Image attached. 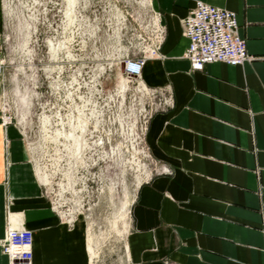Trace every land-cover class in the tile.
<instances>
[{"label":"crops","instance_id":"0c3cea01","mask_svg":"<svg viewBox=\"0 0 264 264\" xmlns=\"http://www.w3.org/2000/svg\"><path fill=\"white\" fill-rule=\"evenodd\" d=\"M195 1L152 0L165 58L142 78L169 87L173 106L148 124L152 173L130 207L124 264H264V0H199L236 14L252 60L192 72L179 22ZM3 20L0 0V40ZM4 121L0 111V243L24 227L32 264H103L98 245L88 252L87 222L52 209L20 127ZM0 264H10L1 248Z\"/></svg>","mask_w":264,"mask_h":264},{"label":"rangeland","instance_id":"374dc122","mask_svg":"<svg viewBox=\"0 0 264 264\" xmlns=\"http://www.w3.org/2000/svg\"><path fill=\"white\" fill-rule=\"evenodd\" d=\"M77 2L80 12L77 8L73 9V13L78 12V17L74 16L77 25L73 27V33H69L67 44L72 58L66 57L65 52H60L59 58L53 59L47 45L49 40L64 33L59 31V27L63 17L62 5L67 1L1 0L4 20L0 45L7 60V68L0 77L3 92L0 103L3 102L5 108L3 110L0 106V111L3 110L6 114L8 123L20 127L31 160L35 164V172L36 167H39L48 176L49 183L43 184L45 193L49 199L59 201L62 208L58 209V213L63 220L76 216L86 221L87 238L100 248L98 251L101 252L103 264H124L123 239L129 229L130 207L139 185L152 173L150 158L147 157L149 150L146 133L150 120L157 112L150 117H144L140 113L139 107L142 106L138 107L137 104L142 101L135 100L137 95L135 96L133 85V90L128 88L125 91L124 101L115 95L120 73L116 64L118 59L126 56L145 54L153 37L145 30V26L141 27V24L147 25V21L138 16V12H135L127 0ZM113 3L125 14L124 20L117 19L114 9L110 7ZM74 19L71 18L72 23H75ZM181 21L182 19L179 22L182 34ZM120 22L125 23L124 27ZM85 27L88 33L86 31L84 37L82 33L85 32ZM162 27L165 32L162 34L159 53L164 56L161 47L167 38V30L163 24ZM110 60L114 61L112 65L108 64ZM149 61L152 60L147 62ZM101 64L103 69L98 73L97 66ZM92 76L96 79L98 89L92 99L98 100L104 110L100 132L105 141L103 149L96 151L93 148L86 153L89 157L91 152L90 155L96 159L94 163L83 157L87 148L76 146L73 141V147L68 146L71 139L61 137L56 143L54 140L43 142L41 126L44 117L49 137L47 140L52 139L55 130L65 133L74 130L67 115L73 111L74 105L85 103L86 97L90 98L86 82ZM69 81L74 84L73 90ZM88 103L82 105L81 116L76 117L78 122L74 124L76 127L81 124L82 114ZM94 103L92 101L90 104ZM90 109L94 111L98 108ZM57 110L63 115L59 119L46 116ZM43 113L46 115L41 116ZM99 114L90 115L92 120L89 125L94 124L97 128ZM24 115L25 120H22ZM87 117L89 118L88 115ZM119 117L122 119L121 126L118 120L115 121ZM133 124L136 125L138 134L145 126L138 154L130 143L132 139L129 126ZM86 135L93 136L96 141L99 134L87 132L84 137L88 142ZM117 145L119 150L115 151ZM111 147H114V154L109 153ZM103 151H109L106 154L108 156L100 160L98 154ZM61 185L65 188H61ZM68 211L71 212L67 215ZM124 213L126 215L123 217Z\"/></svg>","mask_w":264,"mask_h":264},{"label":"built area","instance_id":"2783aa9c","mask_svg":"<svg viewBox=\"0 0 264 264\" xmlns=\"http://www.w3.org/2000/svg\"><path fill=\"white\" fill-rule=\"evenodd\" d=\"M151 11L155 15V12ZM120 24L123 26L125 23L120 22ZM181 24L183 37L188 40V45L182 57L189 62L190 71H200L206 65L212 63L239 66L252 60V57L246 51L245 39L238 32L239 26L236 14L233 11L197 0L182 19ZM152 29L154 32L155 28L152 27ZM155 30L158 34L151 32L153 41L146 48L145 54L132 57L126 56L118 59L116 64L119 67L120 74L125 77L128 83L134 86V92L140 93L139 95L136 94V98L137 101L142 102L138 103L137 106H142L139 108L140 113L145 115L144 117H150L156 112L166 111L173 106L169 87H148L142 78L143 68L149 59L163 60L165 58L159 53L163 39L162 34L165 30L163 27H160L158 31ZM70 63H73V61ZM6 68L7 60L0 45V76L5 73ZM68 83L73 90L74 84L72 81ZM147 121H145V124ZM144 130L145 126L138 131L139 134L135 132V139L138 140L136 147H139L143 142L141 136ZM147 157L150 158V155L148 154ZM150 163L152 162L150 161ZM165 171L167 170L165 169ZM51 203L53 206V202ZM0 248L10 264H32L33 233L24 227L8 228L3 241L0 243Z\"/></svg>","mask_w":264,"mask_h":264},{"label":"bare ground","instance_id":"6f19581e","mask_svg":"<svg viewBox=\"0 0 264 264\" xmlns=\"http://www.w3.org/2000/svg\"><path fill=\"white\" fill-rule=\"evenodd\" d=\"M64 1H67V6H66V4H63L62 5V12H63V17L61 18L62 20H61V25H60V27H59V25H58V27H59V31L61 32V31H64V33H62V35L61 36H58L57 38H55L54 40L53 39H51V40H49L48 41V48H49V51H50V56L53 58V59H55V58H59V54H60V52H65L66 53V57H70L71 56V54H70V51H69V46H67V44H69V33H73V27H76V19H74V16L75 15H77V17H78V12H80L79 11V3L77 2L78 0H63V3H64ZM69 1H71L70 3H69ZM128 1V3L130 4V5H132L133 6V8H134V10H135V12H138V14H139V17L140 18H142V19H145L146 21H147V25H143V24H141V27H144L145 26V30H147L148 32H149V34L151 35V32H153V29H152V27H154L155 29H157V31H158V29H160V27H162V21H161V14H160V12L159 11H157V10H155L154 8H153V6H152V0H127ZM76 3L75 5H76V7L74 6V3ZM110 7H112L113 9H114V14L115 15H117V19H121V18H123V19H125V14L123 13V12H121L117 7H116V5H115V3H113V4H111L110 5ZM75 8H77V10H78V12H77V14L76 13H73V9H75ZM69 9H71L70 11H69ZM151 10H153L154 12H155V15H153V13H152V11ZM84 16V15H83ZM71 18H73L74 20H75V23H72L71 22ZM76 18V17H75ZM83 18V20H84V17H82ZM28 26H29V24H28ZM115 26H117V25H115ZM154 29V32H153V34H158V32H156V30ZM85 32L84 33H82V36H84L85 37V35L88 33V31H87V28L85 27ZM65 31H66V33H65ZM86 31H87V33H86ZM117 33V32H116ZM65 34V35H64ZM67 37V38H66ZM83 37V38H84ZM65 38V40H63ZM68 42V43H67ZM29 54H31V50H30V52H29ZM28 54V55H29ZM114 61H108V64L109 65H112V63H113ZM98 67V70H97V72L99 73L102 69H103V65L101 64V65H98L97 66ZM50 70H51V68H49ZM105 69V68H104ZM94 74H96V72L94 73ZM1 77V76H0ZM140 85H143V84H140ZM86 88H88V95H90V98H88V97H86L87 98V100H85L84 102L85 103H82V104H78V105H74V109H73V111L72 112H70L68 115H67V117H68V120L72 123L71 125L73 126V128H74V130H76V131H78L79 130V132H72V131H74V130H72L70 133H65V132H62V131H60V130H55V135L52 137V139H50V140H47L49 137L47 136V123L45 122L46 121V119L43 117V119L41 120V126H42V130H43V142H46V141H48V142H53V140L55 141V143L57 142V140L58 139H60L61 137H63V138H65V139H71V143H68V146L69 147H73V142H74V144L76 145V146H78V145H81V147L82 148H87L85 151H84V155H83V157H85V160L86 161H88V160H90L91 162H95L96 161V159L94 158V156H91L90 155V153L91 152H89V157H87V155H86V153L89 151V150H91L92 151V149L94 148L96 151H98V149H103V147H104V144H105V141H104V139H103V137H102V134H101V130H100V128H102L101 126H102V122H103V117H104V115H103V112H104V110L101 108L102 106H101V104L98 102V100H96V99H92V96L93 95H95V93H97L98 92V89H97V87H96V79H95V77L94 76H92L91 78H90V81H88V82H86ZM144 86V85H143ZM128 88H131L132 90H133V87H132V85L130 84V83H128L127 82V80L125 79V77L122 75V74H118V82H117V91H116V96L117 97H120L123 101H124V97H125V91H127L128 90ZM136 94L137 95H139L140 93L138 92H136ZM136 94H135V96H136ZM3 98V97H2ZM95 101V103L94 104H90L92 101ZM135 100H137V98L135 97ZM23 102H24V100H23ZM87 102H89L88 104L89 105H86L85 106V110H84V113L82 114L83 116H82V121H81V124H79L77 127L74 125L75 123H77L78 122V119L76 118L78 115H80L81 114V107H82V105H85ZM87 107H89V108H87ZM91 107H97L98 109H95L94 111H92L90 108ZM1 109H3V110H5V108L3 107V102H2V107H1ZM88 109V110H87ZM3 110H2V112H1V115H2V118L4 117V122L2 123V124H4V125H8V124H13V123H8L9 121H8V119H7V117H6V114L5 113H3ZM78 110H80V112H78ZM92 113H94V114H96V115H98L99 113V115H100V120H99V125L98 126H96L97 128H95V126H94V124H93V126L92 125H89V123H90V121L92 120H90V115L92 114ZM54 114V115H53ZM43 115H46V114H42L41 116H43ZM87 115L89 116V118L87 117ZM46 116H49V117H51V119H53V118H55V117H57L56 119H59V117H61V116H63V115H61L60 114V111L59 110H57L56 112H54V113H51V115H46ZM81 116V115H80ZM25 115L22 117L23 119L22 120H25ZM66 117V118H67ZM64 118V117H63ZM66 118H65V120H66ZM48 120V119H47ZM116 120H118V123H119V125L121 126L122 125V119L119 117V118H116L115 119V121ZM59 123V122H58ZM88 128H89V130H88ZM129 131H130V137H131V139H132V141L130 142L131 143V146H132V148L134 149V151H135V153H137V150L139 151L140 150V148L139 147H136L135 145L138 143V140L137 139H135V129H136V125H130L129 126ZM69 132V131H68ZM87 132H89V133H91V134H94V133H98L99 135H97V139H99V140H97L96 139V141L93 139V136L92 137H90V135H86V139L88 140V142L85 140V134L87 133ZM78 133H80V135H78ZM42 137V136H41ZM83 138H84V140H83ZM109 139V138H108ZM52 140V141H51ZM73 141V142H72ZM120 145V144H119ZM119 145H117L116 146V148H114V147H111V152H109V151H103L102 153H99L98 155H99V159L101 160L102 158H104L105 156H108V155H106L107 154V152H109V153H115V152H113V148L115 149V151H117V150H119ZM69 152V151H68ZM74 153V152H73ZM75 153L76 154H78V152L75 150ZM133 153V152H132ZM139 153V152H138ZM137 153V154H138ZM136 154V155H137ZM68 155V154H67ZM74 156V155H73ZM70 157H71V155H70ZM67 159H69L68 157H67ZM85 161V162H86ZM34 167H35V164H34ZM35 173H37L36 174V176L37 177H39L38 178V180L40 179V181H41V183L42 184H48L49 183V180H48V176L47 175H45V174H43L42 173V171H41V169L39 168V167H36V172ZM68 175V174H67ZM70 179V178H69ZM68 183V182H67ZM70 183V182H69ZM68 187V186H67ZM61 188H65V186H62L61 185ZM51 200V202H53V206H52V209L53 208H55L54 210H56L57 211V213H58V209H61L62 207L59 205V201H57V199H50ZM52 204V203H51ZM126 211H128V210H126ZM69 212H71V211H68L67 212V215H68V213ZM71 214V213H70ZM126 215V213H124V214H122V216L124 217ZM62 218V217H61ZM63 219V218H62ZM70 219V218H69ZM74 219V217L72 218V219H70V220H67L68 222H70V221H72ZM87 238V237H86ZM89 238V237H88ZM87 238V249H88V252H89V254L91 255V257H95V255H96V252H95V246H94V244L91 242V240H89Z\"/></svg>","mask_w":264,"mask_h":264}]
</instances>
